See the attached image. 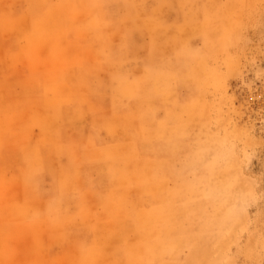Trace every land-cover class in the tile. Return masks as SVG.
Here are the masks:
<instances>
[{
    "label": "rangeland",
    "instance_id": "rangeland-1",
    "mask_svg": "<svg viewBox=\"0 0 264 264\" xmlns=\"http://www.w3.org/2000/svg\"><path fill=\"white\" fill-rule=\"evenodd\" d=\"M141 1L119 23L115 22L120 15L118 9L108 10V22L101 25L108 46L102 48L99 37L97 42L89 44L95 40L92 11L81 13L68 23V27L83 30L71 40L62 38L51 24L45 27L48 38H40L29 18L31 14L49 11L45 3L0 0V264H76L78 251L72 242L77 236L90 238L91 233L85 236L83 224L95 222L97 218V221H108L109 230L113 228L108 234L101 228H93L97 230L92 232L96 238L110 236L105 243L99 240L108 245L102 247L103 254L96 264H123L121 258L133 250L134 241L137 244L140 240L135 222L131 216H122L116 210L114 214L118 213L120 219L117 215H114L117 218L106 217L102 212L105 200H101V194H106L107 189L113 192L119 189L121 183L116 179L125 169L129 178L136 181L135 162L127 165L123 158L105 161L88 141L116 144L112 155L117 152L126 155L135 144L140 149L136 153L143 157L151 153L149 147L159 138L163 141L156 147L161 153L157 149L155 157L166 158L172 174H185L188 182L198 188L201 185L197 179L209 183L203 195H197L205 199H193L195 212L192 210L188 222L195 229H189L185 240L178 236L180 215L170 230L161 229L166 243L172 241L169 243L178 254L170 257L172 263L264 264V0H197L198 3L194 0L192 18L190 8L177 0H167L161 13L159 0ZM170 1L177 4L174 6ZM149 5L153 6L151 10L155 9L153 19L170 21L161 31L154 30L152 36L147 34L148 29L136 27L150 20ZM62 11L61 15H67ZM203 14L208 15L205 28L200 26ZM124 28L141 33H136L134 39L128 38ZM56 36L60 40L59 52H55L53 37ZM175 36H179L180 45L193 49L194 62L169 44L168 40ZM118 48L121 52L115 51ZM114 52L119 56L113 57ZM154 58L169 59L170 63L161 76L147 80L140 90L144 91L145 85L153 89L149 106L161 127L148 122V112L140 104L136 109L133 107L138 115L123 120L120 126L114 125V129L125 128L123 133L114 130L111 135H105L99 131L97 128L110 119L116 107L109 93L115 81L146 80L150 74L147 67ZM86 66L96 70L92 73L85 70ZM189 67H193L192 72H188ZM63 69L68 71L67 85L77 96V116L71 112L58 114L52 103L43 105L38 96L42 86H50L54 77L63 75ZM76 74L81 76L80 85L72 78ZM37 77L42 83L30 84L34 78L41 82ZM87 81L96 86L85 88ZM68 107L73 105L70 103ZM44 110L50 113L51 119L62 122L59 135L53 134L55 122L45 119ZM140 120L148 124L140 125L144 130L143 140L137 128ZM36 124L45 129V135ZM159 134H163L162 138ZM23 149L31 151L30 156L24 157ZM61 166L68 168L66 175L59 170ZM34 172L40 174L35 176ZM203 172L210 174L202 176ZM54 173H57L56 179L52 178ZM173 183L168 182V188L180 186ZM130 193L138 197L134 186H130ZM140 198V195L132 198L137 201L138 212L145 207L144 198V202ZM78 201L87 210L86 220L68 221L77 215ZM201 223L204 226L200 227ZM71 224L79 228H71ZM184 248L186 257H179V251Z\"/></svg>",
    "mask_w": 264,
    "mask_h": 264
},
{
    "label": "bare ground",
    "instance_id": "bare-ground-1",
    "mask_svg": "<svg viewBox=\"0 0 264 264\" xmlns=\"http://www.w3.org/2000/svg\"><path fill=\"white\" fill-rule=\"evenodd\" d=\"M177 1H178V3L182 4L183 6H188L190 8L188 10L191 11V13H190L191 17L190 18H192L193 13H195V10H194L195 2H194V0H177ZM38 2H40L42 4L45 3V6H47L50 9L49 11H47L45 13L38 12L37 15L31 14V16L29 18L30 22L32 23L33 30L37 33V35L40 38H46L47 37L45 35V33H46L45 27H46V24H51L52 29L54 31L58 32L62 38H64V39L66 38V39L71 40L75 33L76 34L83 33L82 32L83 30L79 29V27L77 29H73V28H71V26L68 27V23H70V21L73 18H75L77 15H80L81 13H85L89 10V11H92L93 15H94L93 20H92L93 26H91V28L94 27V30H92V34H93L92 38L95 39V40H91L89 42V44H92L93 42H97V38L99 37L98 38V39H100L99 43H100L101 47L103 48L106 45L108 46V42H107V38H105L106 37L105 33L102 31L104 28L101 29V25L105 22H108V14H107V13H109L108 10L110 8L113 9L112 8L113 6L119 7L117 14H120V15L118 16L119 17L118 19H115L116 20L115 22L119 23L121 21H124V19L126 17L124 18L123 16L128 15V11H130L134 6L135 7L138 6L142 1L141 0H55V1H53V0H38ZM158 3L160 6L166 5L167 0H159ZM170 3H171V1H170ZM197 3H198V1H197ZM171 4L174 5V2ZM176 4L177 3H175V5ZM149 7H150V11H149L150 20L147 22H142L141 24L136 25V27L137 28L143 27L144 29H148L149 33H147V34L152 36L154 34V30L161 31L160 29L166 28L167 25L170 24V21H164V22L156 21L155 18L153 19V12L155 9L151 10V8L153 7L152 5H149ZM165 7H167V6H164V8ZM41 9H43V8H41ZM62 9L65 11V13L67 15H61L60 14V12L61 13L63 12ZM159 10L161 13V10H163V6ZM176 10H177V6H176ZM181 10H182V7H181ZM181 10H179V11H181ZM172 11H173V9H172ZM183 11H185V10L183 9ZM196 11H198V10L196 9ZM166 12H168V11H166ZM140 13L141 12L139 11L138 15H140ZM181 13H183V12H181ZM186 13H189V12H187V10H186ZM26 15H28V17H29V14H26ZM187 15H189V14H187ZM182 16H184V15H182ZM84 17H86V15ZM165 17H166V15H165ZM112 18L114 19V17H112ZM187 19H188V17H187ZM187 19H185V20L187 21ZM196 20H194V22ZM205 21H208V15L203 14L201 16V19H200V26H202L203 28H205L204 27ZM185 23H187V22H185ZM188 23H190V21ZM172 24H173V22H172ZM192 25H194V24L192 23ZM1 27H3V26H1ZM206 27H208V26H206ZM175 28H176V26H175ZM140 30H142V29H140ZM123 31H124V34L128 38H132L138 32L141 33L140 31H137V29H129V28H124ZM162 31L164 32L165 30H162ZM174 33H175V31H174ZM121 35H122V33H121ZM53 39H54V44L56 47L55 52H59L61 50L60 45H59L60 40L57 36L53 37ZM119 39H121V38H119ZM153 39H154V37H153ZM178 41H180L179 36H175L174 39L168 40L169 44L172 47L176 48V52H179V54L183 53L184 55H186L188 57L190 56V58H191L190 60L192 62H194L195 59H192V57H195L193 49H190V47L187 48L186 45L185 46H182V44L180 45V43ZM206 44H208V43H206ZM131 46L133 47L132 43H131ZM133 48L136 49L135 47H133ZM158 48H160V46ZM26 49H29V48H26ZM155 49H157V47H155ZM66 50L68 51V49H66ZM67 51H66V53H67ZM87 51H89V49H87ZM115 51L121 52V49L118 48ZM158 51H159V49H158ZM152 52H153V50H152ZM69 53L72 54V52H69ZM68 55H67V57H68ZM122 55H123V53H122ZM153 55H154L153 53H150V56H153ZM70 56H72V55H70ZM112 56L115 57V56H119V55L117 53H115V55H112ZM124 56H125V54H124ZM118 58H120V57H118ZM150 58H152V57H150ZM146 62H147V59H146ZM169 63H170L169 59H163V58L156 59V58H154V61L152 59H150L149 66L147 67L150 74H148L146 76V80H143L140 82H135V81H132L130 79H128L127 81H125L124 79H121L118 81L116 80L112 89H111V92H109L111 94L110 98L112 99V103H113L114 107L115 106L116 107H115V109H113L114 112H113V114H111L112 116L110 115V117H109L110 119L101 123L100 127L97 129L99 131H103L105 133V135L106 134L111 135L114 130L119 131L120 134L123 133L125 128L114 129L115 128L114 125L122 124L123 120H126V119L128 120L130 118H134L135 115H138L139 114L138 111L133 110V107L135 108L137 105H140V104H142L144 112L145 111L148 112L147 113V115H148L147 118L149 120L148 122H151V123L154 122L157 125H159V127H161L160 123L155 121L154 115L152 113L153 111L150 109V106H149V104L151 103V98L154 96L153 95V92H154L153 89L151 87H149L148 85L144 86V91L140 90V89H141V87H143L142 85L147 80L150 81L151 79H155V78L161 76L162 71L165 70V66ZM172 63H174V62H172ZM192 68L193 67H189L188 72H192ZM94 69L95 68H90L87 66L85 68V70H87V71L90 70V72H92V73H93V71L96 70V69L95 70ZM63 70H64L63 75L61 77H54L52 79V83L50 84V86H47V87L42 86L41 87V93L38 96L40 98V101H42L43 105L45 103H52L53 106L55 107V109L57 110L56 112H58V114L68 115V113L71 112L74 116H77L78 115V109H77V106L75 104V103H77L76 102L77 99H75L77 96H75L76 94H73V92L71 91V87H69L67 85L66 79L68 78L67 77L68 71L65 69H63ZM196 70L197 69H195V71ZM72 78H75V82L78 85H80L82 83L80 75L76 74ZM194 81L196 83L197 79H195ZM90 85H92L94 87L96 86L91 81H89V82L87 81L86 83L84 82L83 86H85V88L88 89V87H90ZM72 88L74 89L75 87H72ZM80 96L81 95H79V97ZM70 103L73 105V107H68ZM44 112H46V116H47L45 119H48L51 117L50 113H48L45 110H44ZM44 112H43V114H44ZM61 112H63V113H61ZM136 113H138V114H136ZM43 114H42V116H43ZM7 115H9V114H7ZM42 116H41V118H42ZM61 119H62V117H61ZM136 119H138V118H136ZM51 120H53V122H55L54 127H53V129H54L53 134L55 133V135H59V133L62 132L61 130H59V128H61L63 126L62 122L60 121V119H56V118L51 119ZM125 122H124V124H125ZM137 123H138L137 128L140 129V130H138V132H141V133H139L140 134L139 136L143 140L144 139V137H143L144 136V130L141 128V126L144 127L145 125H148V124H146V122L141 121V120H140V124H139V122H137ZM43 124H44V122H43ZM36 126H37L36 128L38 130L39 129L41 130L40 131L41 134H43V135L46 134L45 129L38 128L37 124H36ZM122 126H124V125H122ZM156 129H159V128H156ZM48 134H50V132ZM159 135L162 138L161 135H163V134H159ZM134 136H136V138L139 137L138 135H134ZM104 138H106V137H104ZM155 138H157V137H155ZM162 141L163 140L160 138L156 139L155 142H153L152 147L149 145L150 146L149 150H151V153L144 155L143 157L139 156L138 153H139L140 149L135 144L131 147V149H130L131 152L126 154V155H120L118 152H117V155H112L111 151L113 152V150L116 149V147H115V146H117L116 144L115 145H105V144L99 143L97 141H92V139L90 141H88V143L92 146V148L96 150V152L98 153L100 158H102L105 161H112L114 159L123 158L126 160V162L124 160H122V162H125L127 165L132 161L135 162L134 163V171H135L134 175H135L136 181L135 180L132 181L129 178L130 176L127 174L128 172L126 173V171H128V170L125 169V171H120L118 173V176H117L118 178L116 177L117 182L121 183L119 186V189H118L120 191L117 190L116 192H113L110 189H107L106 194H104V192L101 194V200L102 199H103V201L105 200V202H104L105 207L102 206V212L105 213L106 217H109V216H111L110 218L116 217L114 215H117L119 212H121L119 214H121L122 216H126V217L131 216V218L135 222L134 228H136V232H137V235H138L140 240L137 242V244H135L134 243L135 241H134L133 245H132L133 247H131V248H133V250L127 251V253H125L124 258H121L122 260H120V262H122L123 264H173L170 257H172V255H175V254L178 255V254L176 252H174V250L172 249V246L169 243L172 241H169L166 243L167 240H165L166 238L164 236H162L161 229H163V231L170 230L172 228V223L174 221H176V222L178 221L177 215H180L179 218H181V222H179L177 227L181 233H179L178 236L185 240L187 237V235H185V234L189 231L190 228H194V227H191L190 223L188 222L190 217H191L190 213L192 212L193 208L195 207V203H194L193 199H196V201H197V199L198 200L205 199V198H199L197 195H203L204 188L205 187L207 188L209 183L207 184L204 182V180L202 181L201 179H197V183L200 184L201 186H200V188L194 187L192 184H190V182H188L185 174H181V175L176 176L175 174L171 173L169 163H168L166 158L163 157V160H157V158L155 157L156 150L158 149L157 147ZM42 142H44V144L47 145V143H45V141H42ZM169 143H170V141L167 142L166 147H168ZM69 144H71V142H69ZM46 145H45V147H47V146L50 147L49 144L47 146ZM50 148H52V147H50ZM50 148H48L47 150H49ZM137 151H138V153H136ZM159 152H160V150H159ZM22 153L24 154V157H25V155L28 156L29 154H31V151L23 149ZM31 158H32V161H34V157H31ZM67 160H69V158H67ZM117 164H118V162H117ZM121 165H125V164L121 163ZM29 170H31V169H29ZM59 170L61 172H63L65 175L68 173L67 167L61 166L59 168ZM49 173H51V172H49ZM34 174H35V176H38L40 173L34 172ZM55 174H57V173H54V175L52 174V178H54V179H56ZM206 174H207V172H203L201 175L205 176ZM208 174H210V173H208ZM115 175H117V173H115ZM201 175L199 177H201ZM175 176H176V178H179L178 181L176 180ZM170 181H173L174 182L173 184H175V185L180 184V186L179 187L173 186V188L170 189V188H168V182H170ZM58 182L60 185V183L62 182L61 177H60V181H58ZM27 183H28V181H27ZM130 186H134L137 189L138 197L140 195V197L142 196V200L144 198L145 207H144V209H142L140 207L142 209L140 212H138V210L136 208V202L137 201L132 199L133 197H136V198H138V197L137 196H131V193L129 195ZM116 187H118V186H116ZM189 194L191 195L190 197L192 198L193 203L189 201V198H188ZM194 195L197 197H195ZM78 198L81 199V197H78ZM140 200H141V198H140ZM106 201L108 202V205H109L108 208L109 209L106 208ZM144 201H142V202H144ZM155 201H158V202H155ZM176 201H178V202H176ZM176 203L178 205H175ZM199 204H201V203H199ZM196 205H197V203H196ZM76 207H77V210H76L77 215L72 216L71 218H68V221H70V220H72V221L73 220H78V221L79 220L80 221L86 220L84 217V213H87V210L85 209L82 202L78 201V204ZM197 207H198V211H199V206H197ZM115 210L118 213L114 214ZM194 212L195 211L193 210V213ZM117 216H119V215H117ZM192 216H193V214H192ZM117 219H120V216ZM97 220H98V218H97ZM97 220H95V222L91 221L89 223L92 228H95V229L101 228V229H103V233L105 230V233H107V234L109 232H112L110 230L113 227H110L111 229L109 230V226H108L109 222L108 221H107L108 222L107 223V222L97 221ZM103 220H107V219L105 218ZM111 220H114V219H111ZM74 222H76V221H74ZM121 222H122V220H121ZM120 223H118L117 225H121ZM115 225H116V222H115ZM200 225H201L200 227L204 226L203 223H201ZM113 226H114V224H113ZM202 230H204V228ZM196 231H197V229H196ZM95 232H97V230ZM114 232H115V230H114ZM143 232L145 234H143ZM108 236L109 235H104V239L101 237H98V236H97L98 238L93 236L94 238L92 237V239L90 241L83 242V245L84 246L86 245L88 247V249L84 254H82L80 256L79 263L80 264H96L97 259L100 258V256L103 254V251H102L103 248L102 247L104 245H108V244H101V243H105L106 241H108V238H110V236L109 237ZM114 236H116V234ZM179 237H177V238H179ZM172 238H174V237H172ZM189 238H191V237H189ZM102 239H103V241L100 243L99 240H102ZM97 242L99 244H97ZM122 243H124V242L122 241ZM121 245H123V244H121ZM99 249L101 250L100 255H99ZM121 257H123V256H121Z\"/></svg>",
    "mask_w": 264,
    "mask_h": 264
},
{
    "label": "crops",
    "instance_id": "crops-1",
    "mask_svg": "<svg viewBox=\"0 0 264 264\" xmlns=\"http://www.w3.org/2000/svg\"><path fill=\"white\" fill-rule=\"evenodd\" d=\"M112 8H115V9H118L119 7H117V6H113ZM135 38V36H133L132 37V39H134ZM134 55H135V53H134ZM145 58V57H144ZM144 60V59H143ZM37 78H39V77H37ZM40 80H41V82H36V78H34V79H31V83L30 84H34V85H38V84H41L42 83V79L41 78H39ZM33 80H34V82H33ZM107 135V134H106ZM84 230L86 231V233H85V236H86V234H88V233H91V237L90 238H88V237H83V236H77L76 238V241H74V242H72V244H73V246H74V248L78 251V255H77V257H76V264H80L79 263V259H80V256L82 255V254H84L86 251H87V249H88V247L85 245H83V242H88V241H90L91 239H92V237H93V234H92V232H93V228L91 227V225L89 224V223H84ZM71 228H79V227H77V226H70ZM69 227V228H70ZM89 229H88V228ZM82 228V227H81ZM92 230V231H91ZM94 238V237H93ZM132 241H134V240H132ZM186 251V252H185ZM186 255H187V249H181L180 251H179V257H181V256H184V257H186Z\"/></svg>",
    "mask_w": 264,
    "mask_h": 264
}]
</instances>
